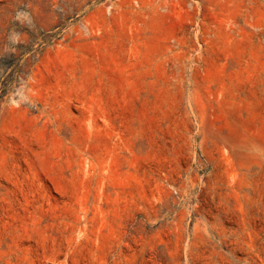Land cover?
Here are the masks:
<instances>
[{
    "label": "rangeland",
    "instance_id": "1",
    "mask_svg": "<svg viewBox=\"0 0 264 264\" xmlns=\"http://www.w3.org/2000/svg\"><path fill=\"white\" fill-rule=\"evenodd\" d=\"M0 264H264V0H0Z\"/></svg>",
    "mask_w": 264,
    "mask_h": 264
},
{
    "label": "trees",
    "instance_id": "2",
    "mask_svg": "<svg viewBox=\"0 0 264 264\" xmlns=\"http://www.w3.org/2000/svg\"><path fill=\"white\" fill-rule=\"evenodd\" d=\"M4 86V85H3ZM4 89H3V91H2V94L5 92V90H6V86H4L3 87Z\"/></svg>",
    "mask_w": 264,
    "mask_h": 264
}]
</instances>
